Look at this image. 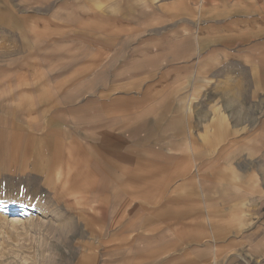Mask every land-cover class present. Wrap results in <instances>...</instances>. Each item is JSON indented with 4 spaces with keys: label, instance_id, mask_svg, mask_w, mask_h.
<instances>
[{
    "label": "crops",
    "instance_id": "0c3cea01",
    "mask_svg": "<svg viewBox=\"0 0 264 264\" xmlns=\"http://www.w3.org/2000/svg\"><path fill=\"white\" fill-rule=\"evenodd\" d=\"M0 98L50 123L81 120L95 130L101 137L95 148L81 145L84 172L75 179L85 175V187L92 180L94 151L116 159L117 176L108 178L115 211L122 169L115 120L149 108L145 133L122 131L149 138L152 154L149 165L136 158L134 176L122 178V222L133 205L140 213L130 223L133 241L122 234L134 264H223L224 248L229 264L264 260L258 172L230 167L239 178H258L262 189H247L226 181L220 162L209 178L216 196L206 198L208 178L192 176L197 163L185 155L215 151L223 161L224 152L230 160L264 153V0H0ZM60 130L15 122L2 126L0 137ZM210 136L220 142L210 146ZM89 192L87 186V204Z\"/></svg>",
    "mask_w": 264,
    "mask_h": 264
},
{
    "label": "rangeland",
    "instance_id": "374dc122",
    "mask_svg": "<svg viewBox=\"0 0 264 264\" xmlns=\"http://www.w3.org/2000/svg\"><path fill=\"white\" fill-rule=\"evenodd\" d=\"M129 91L134 89H122V94ZM15 106L0 98V134L3 133L2 126L15 122L23 128L46 129L54 126L61 130L50 137L29 134L7 138L12 139V147L6 146L10 144L6 137H0V160H5L0 163V264H134L132 249L127 248L131 243L122 246V234L128 231L124 234L133 241L135 227L130 228V223L140 219V213L134 210L133 205L131 211L124 213L122 222V206L127 205V200L122 201V178L134 176L131 164L136 158L139 165H149L147 160L152 154L145 147V144H150L149 138L122 137V133L134 128L145 133L150 126L149 108L141 114H126L115 120L116 124L121 125V130L116 131L120 136L113 138L120 147L118 162L122 165L119 176L120 209L115 211L116 206L111 200L113 191L108 178L116 171V159L98 151L91 153L95 159L90 167L92 180L87 184L90 190L88 204L85 203L86 195L80 185L85 183H80L72 175L63 178L60 173L67 162H70L69 155L76 158L81 145L86 142L95 148L101 136H93L92 133L96 132L93 129L86 131L84 121H73L70 127L62 121L54 120L50 125L40 114H32V117L18 111ZM206 142L215 146L220 140L210 136L206 138ZM163 143L165 142L159 138V144ZM225 154L223 161H220L222 153L215 151L185 154L191 166L197 163L198 168L193 167L191 175L208 178L207 189L203 192L206 198L216 196L217 188L209 184V178L214 175L215 166H220V162L222 176L224 178L226 174L224 179L229 183L238 181L247 189H262L256 176L239 178L238 173L230 169L232 167L258 172L264 187V153L256 154L251 160L242 155L230 160V157L227 158L229 153L224 152L223 155ZM123 155L126 156L125 160ZM166 155L159 153V161L166 159H162ZM171 155L179 157L182 154ZM127 158L130 159L128 162ZM14 159L17 162L11 161ZM206 207L210 210L212 206L207 204ZM114 220L119 221L114 223ZM122 224L128 226L127 230L124 228L122 231ZM227 252L224 248L223 264H229L226 262L229 257ZM260 258L256 257L255 261L248 258L249 262L241 258L239 260L241 264H264L263 257Z\"/></svg>",
    "mask_w": 264,
    "mask_h": 264
},
{
    "label": "bare ground",
    "instance_id": "6f19581e",
    "mask_svg": "<svg viewBox=\"0 0 264 264\" xmlns=\"http://www.w3.org/2000/svg\"><path fill=\"white\" fill-rule=\"evenodd\" d=\"M82 153L79 152V155L74 158L73 156L69 155V159H70V162H67V166L66 168L64 169L62 175H65L66 177H69V176H76V175H81L83 174L84 172V168L81 167V163H80V160H82ZM68 159V160H69ZM71 176V177H72ZM80 178H82L81 180H78L80 183L83 182L84 183V177L85 175L83 176H79ZM81 185V189L84 191V193H86V189H87V186L85 187L84 184H80ZM66 186V185H65ZM68 186V185H67ZM66 188V187H65ZM68 188H71L68 186ZM67 189V188H66ZM70 190V189H69ZM9 212H11V209L9 210Z\"/></svg>",
    "mask_w": 264,
    "mask_h": 264
}]
</instances>
